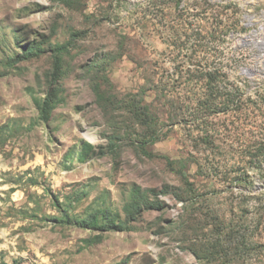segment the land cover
<instances>
[{
  "label": "rangeland",
  "instance_id": "1",
  "mask_svg": "<svg viewBox=\"0 0 264 264\" xmlns=\"http://www.w3.org/2000/svg\"><path fill=\"white\" fill-rule=\"evenodd\" d=\"M0 264H264V0H0Z\"/></svg>",
  "mask_w": 264,
  "mask_h": 264
},
{
  "label": "trees",
  "instance_id": "2",
  "mask_svg": "<svg viewBox=\"0 0 264 264\" xmlns=\"http://www.w3.org/2000/svg\"><path fill=\"white\" fill-rule=\"evenodd\" d=\"M56 68H58L57 65ZM57 70L58 69H55L54 71L56 74ZM56 94L57 87L55 86V88H51L47 91L43 101H34L35 106L39 110L41 117L44 118L45 121H47L50 112L55 108L57 104ZM146 115V107H139L137 117L141 121L140 126L143 127L144 134H142V136L138 139L139 146L137 148L142 154L147 155L149 157L150 154L146 152V147L158 142L162 138V136H160V131L154 128V126L153 130H151L150 132L146 130L147 123L143 120V116ZM155 123L157 125L156 121ZM91 149L92 148L89 144H84V149L79 154L78 159L80 161H83V159H85V157L90 153ZM150 195L151 197H153L151 200L148 199ZM155 199L156 195H154V190H142L141 188L134 187L131 191L130 200L124 206V220L121 219L118 214H114L108 210L90 211L84 219H77L74 223L75 225L83 229H94L102 232H122L127 229L125 226L127 223L137 222L138 218L141 217L144 212L154 211L158 209V207L160 206V202Z\"/></svg>",
  "mask_w": 264,
  "mask_h": 264
},
{
  "label": "bare ground",
  "instance_id": "3",
  "mask_svg": "<svg viewBox=\"0 0 264 264\" xmlns=\"http://www.w3.org/2000/svg\"><path fill=\"white\" fill-rule=\"evenodd\" d=\"M251 41V40H250Z\"/></svg>",
  "mask_w": 264,
  "mask_h": 264
}]
</instances>
